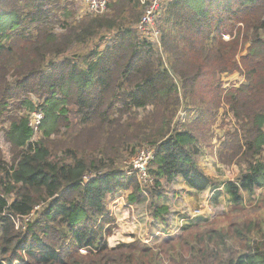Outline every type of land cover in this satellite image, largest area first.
<instances>
[{
  "label": "trees",
  "instance_id": "16d2710c",
  "mask_svg": "<svg viewBox=\"0 0 264 264\" xmlns=\"http://www.w3.org/2000/svg\"><path fill=\"white\" fill-rule=\"evenodd\" d=\"M68 5L0 0V120L21 154L0 168L1 261L264 264V196L254 212L242 206L243 193L264 191V0H170L158 22L161 52L133 27L139 0H114L107 14L78 21L65 20ZM240 71L244 81L224 89L219 77ZM15 107L43 114L39 144L25 115L10 116ZM222 107L235 128L221 153L244 166L221 185L235 216L218 228L191 220L153 246L108 245L107 198L150 196L151 221L166 226L168 208L155 200L177 178L197 192L220 187L197 161ZM144 146L154 185L142 190L120 166Z\"/></svg>",
  "mask_w": 264,
  "mask_h": 264
},
{
  "label": "rangeland",
  "instance_id": "374dc122",
  "mask_svg": "<svg viewBox=\"0 0 264 264\" xmlns=\"http://www.w3.org/2000/svg\"><path fill=\"white\" fill-rule=\"evenodd\" d=\"M111 3V2H110ZM68 8L65 13V20L67 17H70V20H81L85 16H91L89 15L88 12L86 11L85 5L83 0H68ZM141 6V5H140ZM142 8V7H141ZM142 14V9H140ZM108 9L106 10L105 13L102 15L98 16H103L107 14ZM159 26V25H158ZM135 27V26H133ZM56 33L60 34L62 31L58 28H56ZM101 41V46L106 42L104 37L100 38ZM239 54L238 56L244 55L245 54V48L240 47L239 48ZM84 52V51H83ZM239 58V57H238ZM237 58V60H238ZM221 84L223 85L224 89H229L231 87H237L239 84H241L244 81L242 71L240 72H235L233 74H223L219 77ZM33 105L38 106V101L35 96H30ZM25 111L23 110H18V108L15 107V109L9 113L10 116H22L25 115L26 118L29 117L30 113H24ZM182 116V115H181ZM7 122L1 121L0 120V158L2 164L0 165V168L5 167L8 169L10 166H14L18 158L20 157V150H15L12 148V146L6 141L5 138V132L7 130ZM235 128L234 120L231 119V117L227 114V111L224 107H222L219 110V114L217 116V119L215 121V124L211 127L210 131L207 133L208 135L206 136L204 140V145L201 146L200 148V153L205 156V159L210 162V168L213 170V172L218 176V178L214 179L220 187H217L215 189H208V190H216L218 188H221L222 190L216 191L210 200L211 205L214 207V212L213 215L210 217H197L194 218V220L199 219V220H204V224H209L214 227H220V226H226V224L229 222V220L234 217V214H230L231 210V200L230 197L228 196L227 192L225 189L223 190L222 186L225 182L228 181H234L237 176L239 175V171L244 168L243 165L238 164V157L234 158L232 161H230V154H224L221 153V147L224 144L223 142H226L228 135L232 134L233 130ZM42 140L41 134L39 136H36L33 140H31L32 144H39ZM52 141L49 143L51 147H54L57 145L60 140H54L51 139ZM50 150H53L50 149ZM128 161L126 163H123L120 166L121 170L125 171V168L128 164ZM3 173L0 169V179L3 178ZM173 185L167 186L164 189H162V197L159 200H155V202L162 203L163 201L167 202H172L174 203V196L176 193L174 192ZM130 190L127 191H122L119 194H116L114 198H107L106 200V210L109 212L111 222H110V227H111V232L110 235L106 238V242L110 246L117 245L119 243H131L134 241H139L145 239L147 243L141 242L146 245H156L158 244L159 240L165 239L163 236H154L151 232L157 230L152 228H149V226L146 227V234L147 236H144L143 238H139L138 235H133L134 230L129 229L131 228L130 221L131 218L128 216H125L123 218L127 219L126 221H129L128 223L123 222L121 223L118 222V218L113 215V206L114 202L116 204H119L121 206V212L125 210V205L128 204V195L130 194ZM200 195V196H194V200L197 203L198 201H203V199H206L208 195ZM264 196V191L262 190H255L254 193H243L242 194V206L243 209H245V212L251 211L254 212L256 209H258V204L257 202L261 200ZM122 199V200H121ZM145 202H141L139 204H130L132 205L131 207L133 208V212L135 215L138 214H146V217L150 219L149 213H148V205L151 202L150 196L148 199L144 200ZM176 203V202H175ZM123 206V207H122ZM111 207V209H110ZM177 212V213H176ZM263 213L261 212L260 215ZM181 214L178 211H175V213L169 212L168 215L164 217L165 219V224L166 226H162L160 223L159 228H161L159 231H163L164 234L167 232V228L171 225L176 226V218L179 219ZM144 218V217H143ZM173 218V220H172ZM175 218V219H174ZM134 219V217H133ZM120 220H122L120 218ZM25 221V220H24ZM142 223V222H141ZM17 227L22 226L24 223L22 220H16ZM186 226V225H185ZM129 227V228H128ZM181 231L178 232L177 234H174L172 236L180 235ZM132 234V235H131ZM151 234V236H150ZM170 236V237H172ZM168 238V237H167ZM0 264H4L1 261L0 258Z\"/></svg>",
  "mask_w": 264,
  "mask_h": 264
},
{
  "label": "built area",
  "instance_id": "2783aa9c",
  "mask_svg": "<svg viewBox=\"0 0 264 264\" xmlns=\"http://www.w3.org/2000/svg\"><path fill=\"white\" fill-rule=\"evenodd\" d=\"M112 1L114 0H83L86 11L89 15L92 16H98L105 13L107 10V6ZM169 2L170 0H139V4L142 7V14L135 26L136 32L141 39L147 40L152 43L158 48L160 52V30L158 22L167 6V3ZM42 120L43 114L40 111H33L28 117L27 126L32 132V137L30 139L31 144V140H33L36 136H39V127ZM153 158V149L144 146L140 150H138L135 156L128 161V164L125 168V175H134L136 177L138 185L142 190L150 188L154 185V179L148 171ZM94 176V174H90L84 179L87 180L88 178ZM220 190L222 189L218 188L216 190H207L206 195L208 196L206 197V199H203V201H198L196 206L190 211V213H181V217L179 219L176 218V226H169L167 228L166 234H164L163 231H158L154 234V236L160 235L165 238H171L170 236L180 232L181 229L194 218L212 216L214 207L211 205L210 200L212 199L214 193ZM144 195L146 196L145 192ZM141 242L147 243L145 239L141 240Z\"/></svg>",
  "mask_w": 264,
  "mask_h": 264
},
{
  "label": "crops",
  "instance_id": "0c3cea01",
  "mask_svg": "<svg viewBox=\"0 0 264 264\" xmlns=\"http://www.w3.org/2000/svg\"><path fill=\"white\" fill-rule=\"evenodd\" d=\"M197 165H198L199 169L206 176L210 177L212 180L218 178V176L210 168V162H208V160L205 159V156H203L201 153L198 157ZM172 185L174 186L173 189H174V192L176 193L175 195H173L174 200H175L174 203L167 202V201L162 202V204L168 208V211L172 212V213H175V211H178L180 214L181 213H184V214L190 213V211L197 204L194 200V196L204 195L208 190V189H206L203 192L193 191L185 185L182 178H177ZM121 192H119V193H121ZM114 205L115 206H113V215H115V217L118 218V222H120V221H121V223L125 222L127 220V219L123 218L125 216H127V217L129 216L131 218V221L130 222L126 221V223H128V222L130 223L131 228H129V227L128 228L134 230V233H132L133 235H138L139 238H143L144 236H147L146 231H145L146 230L145 226H149V228L152 227L154 229H157V230L153 231V229L151 228L152 229L151 232L153 235L161 229V228H159L160 226L158 224H156L155 222H152L151 219L147 218L146 214L142 213V214L135 215L133 212V208L131 207L132 205H130V204L125 205L124 206L125 210H123L122 212L120 211L121 206L119 204H116L114 202ZM110 209H111V207H110ZM133 217H134V219H133ZM120 218L122 220H120ZM150 236H151V234H150Z\"/></svg>",
  "mask_w": 264,
  "mask_h": 264
}]
</instances>
